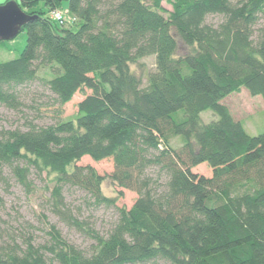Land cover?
Returning <instances> with one entry per match:
<instances>
[{"label":"trees","instance_id":"16d2710c","mask_svg":"<svg viewBox=\"0 0 264 264\" xmlns=\"http://www.w3.org/2000/svg\"><path fill=\"white\" fill-rule=\"evenodd\" d=\"M18 2L32 19L19 57L0 62V109L18 112L19 91L41 81L54 122L0 129V173L11 168L25 186L30 170L51 176L56 213L93 242L86 255L51 226L52 243L41 248L48 261L264 264V133L249 136L222 104L241 89L264 102V0H167L170 12L162 0ZM54 12L67 19L57 23ZM208 16L223 21L210 26ZM147 57L155 68L143 83L130 66ZM84 91L75 116L62 120ZM206 111L216 117L208 124ZM83 157L111 159L107 178L137 195L105 237L62 213L64 187L95 207H115L122 195L103 196L105 177L76 166ZM200 165L210 177L195 172ZM2 238L0 264H48L30 241L20 251Z\"/></svg>","mask_w":264,"mask_h":264},{"label":"rangeland","instance_id":"374dc122","mask_svg":"<svg viewBox=\"0 0 264 264\" xmlns=\"http://www.w3.org/2000/svg\"><path fill=\"white\" fill-rule=\"evenodd\" d=\"M10 1L19 3L18 0ZM5 2L6 0H0V6ZM161 6L167 12L171 11L167 0H162ZM222 21L221 16H208L205 23L216 27ZM26 39V32L23 31L13 40L0 43V62L17 59L26 46ZM177 41L178 54L181 55L186 52V49L179 39ZM154 64V57H147L132 64L130 69L145 83L148 74L154 71ZM50 76L47 68L37 67L38 78L49 79ZM40 82H35L19 91L23 107L18 112L0 109V129L23 128L26 122L30 121L39 125H48L54 122L51 109L52 96ZM90 93V91H84L75 94L71 101L62 107L61 119H72L77 112V104ZM222 104L229 110L233 119L241 123L249 136L255 137L264 133V102L261 97H251L245 89H241L239 93L227 97ZM200 118L204 124L216 119L209 111L201 113ZM172 146L178 148L180 146L179 139L173 140ZM76 166L90 167L97 175L105 177L101 185L103 196L115 198L118 192L122 193L120 197L117 196L115 207L108 208L92 206L88 195L76 188L64 187L62 189V213L83 222L94 232L105 237L117 222L118 209H130L136 201L137 195L116 188L107 178L113 171L111 159L94 162L88 157H83ZM195 172L205 177L211 175V171L204 165L198 166ZM26 181V186L21 184L9 167L4 168L0 173V232L3 243L13 245L14 242L18 245L19 250L23 251L25 243L30 241L34 248L41 249L51 245L50 227L54 226L62 240L84 254H90L93 250L91 239L83 232L68 225L66 218L57 214L54 209L51 198L54 187L52 177L30 170ZM41 253L48 264H57L48 261L51 256L45 250L41 249ZM151 264L167 263L157 261Z\"/></svg>","mask_w":264,"mask_h":264},{"label":"water","instance_id":"95a60500","mask_svg":"<svg viewBox=\"0 0 264 264\" xmlns=\"http://www.w3.org/2000/svg\"><path fill=\"white\" fill-rule=\"evenodd\" d=\"M31 19L19 9L15 1L1 5L0 43L13 40Z\"/></svg>","mask_w":264,"mask_h":264},{"label":"built area","instance_id":"2783aa9c","mask_svg":"<svg viewBox=\"0 0 264 264\" xmlns=\"http://www.w3.org/2000/svg\"><path fill=\"white\" fill-rule=\"evenodd\" d=\"M51 17L54 20L59 21L60 23H62L63 20L66 19L65 15L63 13H61V12H54V13L51 14Z\"/></svg>","mask_w":264,"mask_h":264}]
</instances>
